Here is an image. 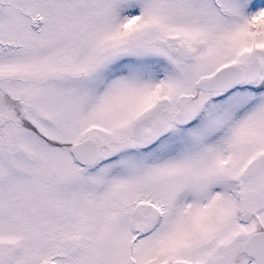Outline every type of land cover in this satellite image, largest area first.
Instances as JSON below:
<instances>
[{"label": "snow or ice", "instance_id": "1", "mask_svg": "<svg viewBox=\"0 0 264 264\" xmlns=\"http://www.w3.org/2000/svg\"><path fill=\"white\" fill-rule=\"evenodd\" d=\"M0 264H264V0H0Z\"/></svg>", "mask_w": 264, "mask_h": 264}]
</instances>
